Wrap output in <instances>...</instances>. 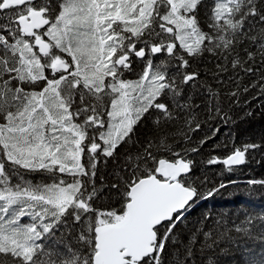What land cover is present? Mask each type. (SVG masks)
I'll return each mask as SVG.
<instances>
[{
    "label": "snow or ice",
    "instance_id": "1",
    "mask_svg": "<svg viewBox=\"0 0 264 264\" xmlns=\"http://www.w3.org/2000/svg\"><path fill=\"white\" fill-rule=\"evenodd\" d=\"M257 99L264 0H0V264H221L264 244V214L188 223L264 153H203Z\"/></svg>",
    "mask_w": 264,
    "mask_h": 264
},
{
    "label": "trees",
    "instance_id": "2",
    "mask_svg": "<svg viewBox=\"0 0 264 264\" xmlns=\"http://www.w3.org/2000/svg\"><path fill=\"white\" fill-rule=\"evenodd\" d=\"M249 112L251 115L247 114ZM231 115L235 122L226 126L220 125L219 135L205 146L204 154L211 151L213 144H222L226 139L234 138L235 143L239 144L247 138L259 140L264 137V99L253 101L250 107L233 108ZM229 133H232L233 137H229ZM206 134H212L207 126L202 132L196 134V139L199 140ZM219 154L223 155L222 152ZM221 168V165H215L208 167L205 171L210 177L216 178L214 174L219 173ZM252 177H264V153L254 154L253 157H250L248 164L240 166L231 177H225V179L234 180V185L222 189L211 199L198 202L199 206L195 207L188 216L189 226L205 212L212 213L213 216L223 214L226 219L248 213L264 214V188L251 189L246 186V181ZM261 251H264V244L259 241L233 244L230 253L221 257V264H246L251 253Z\"/></svg>",
    "mask_w": 264,
    "mask_h": 264
}]
</instances>
